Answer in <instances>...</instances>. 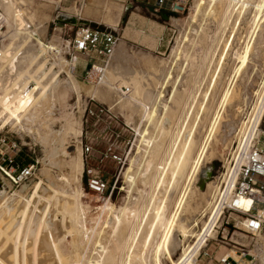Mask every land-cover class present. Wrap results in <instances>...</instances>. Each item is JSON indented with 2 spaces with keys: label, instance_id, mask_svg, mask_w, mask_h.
Listing matches in <instances>:
<instances>
[{
  "label": "rangeland",
  "instance_id": "1",
  "mask_svg": "<svg viewBox=\"0 0 264 264\" xmlns=\"http://www.w3.org/2000/svg\"><path fill=\"white\" fill-rule=\"evenodd\" d=\"M187 1V9L183 14L175 13L168 8L155 13L153 10L155 0H28V5L23 6L30 22L39 25L38 27L43 30L46 29L42 33V42L46 45L51 43L50 45L60 46V49L62 40H69L78 27L63 21L62 15L89 19L92 27L108 28L115 31L119 38L118 47L123 45L122 47H125L124 49L128 54V59L116 74H120L123 70L122 74L125 78L132 77H129L132 84H127L123 80L122 74H120L122 77L118 78L113 76L112 73H106L104 87H97L98 93L95 96L84 91L85 88L93 86L85 82L83 77L78 78L83 89V97L78 104L76 96H73L70 100V105L74 107L75 124L73 131H70L69 135L66 136L64 145L60 146L57 156L59 167L53 170L51 175L58 183L56 184L57 188L62 184L61 180L64 177L70 180L73 177L79 179V182L74 181L72 183V187L74 189L75 187L76 189L83 188L84 194L79 200L88 217L98 212V208L103 206L108 199L111 200L115 208L120 209L127 204L128 200L132 202L138 197L140 202L137 204V216L131 218L132 221L129 226L126 225L127 223L126 226L123 224L117 232V238L123 244L131 238L133 231L138 230V228H140L139 237L142 238L147 232L150 221L157 216L164 217L166 220L173 218L183 192L189 186L184 208L179 212V217L186 223L188 230L205 231L207 226L211 225L209 223H212L213 213L216 214L222 208L221 216L208 234L206 245L201 248L199 255L196 257L197 264H222L219 261L226 256L234 257L239 261L238 264H250V258L241 259L237 251L238 248H241V245L253 249L255 242L257 245L261 243L259 250L257 249L258 246L254 248L257 256V262L254 264H259L260 258L264 256V234L256 239H251V237L235 228L234 224L242 216L236 213L231 214L227 210L224 214L226 203L213 186L216 184L220 187L225 186V176L230 170L238 151L245 145L246 132L250 131L252 126V124L245 126L244 133L242 132L238 136L241 124L249 121L251 117L252 108L257 101L256 92L261 89V82L264 78V12L259 16L256 8L261 0H241L242 11L241 9L234 11V4L231 0H217L214 6L216 7V13L214 11L215 14L212 12V15H209L210 12H208L204 21L202 20L203 16H201L199 21L201 24L196 25L197 28L199 27V34L194 35V41H192L195 46L192 44V48L188 51V55L191 57L187 58L188 62L184 63L183 86L170 100V109L167 113L170 126L167 133L160 134L156 126L150 124L149 121L141 125V115L136 116L134 122L129 123L125 116L126 107H124L128 105V100H123L120 103L123 111L121 118L134 129V136L131 141L133 142V153L125 167L110 162L100 166L111 185L105 197H99L91 192L87 187L86 177L82 178V174H80L83 173V170L79 173L74 172L66 162V160L69 162L74 158L79 159V157L83 162L82 145L80 143L83 120L81 106L85 105L86 97L93 96L108 105H112L115 99L114 84L118 80H122L123 84L131 86L133 88L132 93L135 85H138V88L144 91L156 89L159 86L160 74H162L164 67L170 64V59H172V54L175 52L174 48L177 47L179 37L182 36V31L186 28V30L189 29L191 18L196 13L200 0ZM74 6L80 11L79 13L76 14L70 11L71 7ZM243 9H245V12ZM232 11L233 13L236 12V14H232L233 16L231 15ZM4 31H6V27ZM237 54L242 56L243 59H239ZM65 64L67 66L66 59ZM65 70L68 71L67 67H65ZM127 71L129 72L127 73L128 77L125 74ZM74 77L76 76L74 75ZM172 83L168 88V98H171L172 95ZM227 91L230 93L226 98ZM219 111L221 112L220 123L216 131L212 133L213 123L217 119ZM53 128L55 131L60 130L61 123H56ZM2 131L0 133V165L9 173L11 170L17 169L19 165L20 168L16 172L18 175L25 167L32 164L36 165L32 176L18 183H14L0 168V181L5 185L8 197L14 195L15 192L24 196L23 198L15 197L16 202L21 201V203L19 202L16 216V237L14 236L13 240L15 243L12 241V252L15 250L13 252V264H21L27 257L30 259L33 257L32 262L34 261L33 264H35L38 249H34L39 248V239L35 237L34 240H29V238L35 224L39 223L38 226H43L46 221L47 223L50 221V223L60 225L59 247L68 262H73L76 255L80 258L83 256L81 264H89L88 261L90 260L101 259L98 243L101 241L110 247V238L113 233H105L102 240L99 236L95 237V235L90 238V241L83 234H80L79 237L74 235V222L65 214L63 207L66 201L73 204L70 207H74L75 201L73 198L63 199V197L49 189V177L44 173L45 166L42 161L43 149L35 140L37 137L36 132L33 134L30 132L25 133L13 130L10 127ZM144 131L148 132L149 135H145ZM75 132L81 134L76 136ZM178 133H181V137L174 152H176V156L183 155L185 157L186 169L183 173L177 175L172 197L169 199L170 201L168 200L167 207L158 214L155 209L151 210L152 201L149 203L152 196L158 194L155 185L161 170L159 173L157 172V165L167 159L169 152L173 149L175 137L177 138ZM153 135L156 140L152 147V152H156L153 154L155 164L152 170L143 176L141 175L144 173L142 165L148 156L146 151L149 149L143 141L144 138L149 139ZM186 140H188V144L185 146ZM255 144L264 147V118L249 147ZM241 145L242 147H240ZM202 150H204L202 172L200 176L193 179V182L188 183V181L186 182L189 176L187 174L191 173L194 158H197ZM63 151L67 153H65L66 159H64ZM152 152L150 155H152ZM97 155L96 153V161L93 162L95 165H98ZM10 158L14 160V164H9ZM12 166H14V169L11 168ZM129 171L132 174L131 176L135 178L134 183L130 182L129 179L127 180L126 174ZM117 178L116 188L111 197H108ZM209 183H215V185L207 190ZM145 186L151 192H146L148 195L144 192L143 198L140 192L144 190ZM130 194L132 195L131 200L128 199ZM53 202L54 204H52ZM162 213H165L166 216H163ZM25 214L26 217H24ZM84 217L80 218L82 220H79V226L90 230L92 222L89 218L85 221ZM141 222L142 224H140ZM205 224H207L206 228ZM163 234L164 231L161 229L151 238L145 258L148 264H177L184 249L188 246H195L197 243L196 238L190 237L185 246L181 244L173 253L159 255L156 249L157 245L161 243ZM74 241L78 243L79 248L75 247ZM18 242L21 243V246H17ZM24 242H28V246ZM24 246L30 247V250H28V252H32L31 255L29 254L30 256L28 252H25L27 247ZM20 248L22 249L20 250ZM23 249L25 254H23ZM125 253V250L120 253L118 261L125 257ZM231 264L235 263L231 261Z\"/></svg>",
  "mask_w": 264,
  "mask_h": 264
},
{
  "label": "bare ground",
  "instance_id": "2",
  "mask_svg": "<svg viewBox=\"0 0 264 264\" xmlns=\"http://www.w3.org/2000/svg\"><path fill=\"white\" fill-rule=\"evenodd\" d=\"M27 2L28 0H0V10L5 17V23L2 30V44L0 47V133L7 127L25 133L30 132L31 134H33L36 132L37 137L35 138V140L43 149L42 161L45 166L44 173L49 177V189L56 192V194L63 197V199L73 198L75 201H73L75 203L74 207H70V205L73 204H69L67 201L65 202L63 207V211H65V214L68 215L74 222L75 236L79 237L80 234H83L87 236L88 241H90V238L94 237L95 235V237L99 236L102 240L105 233H113V236H111L110 238V247L107 244L105 245V243H102L101 241H98L99 243L97 242L99 244L98 249L101 252V259L90 260L88 261L89 264H148L146 261L147 259L145 258L149 250V242L153 235L161 229H163L164 234L163 237L161 236V243H157L158 245L156 249L159 255H164L165 253H173L181 244L185 246V243L189 241L190 237H194L197 240L196 245L188 246V248H185L183 254L177 261V264H197L196 257L199 255L201 248L206 245L208 234L210 233V230L214 223L221 216V207L223 206L220 207V210L217 209V212L215 211V209L218 207L216 205L214 211L217 213H213L214 218L212 219V223H209V225H211L207 226V229L205 231L197 230L195 232V229L192 231L188 230L189 228L186 223L179 217V212L184 208L185 201L189 193L188 185V188H185L183 195L178 203L177 210H175L176 214L174 212L175 216H172L173 218L166 220V218L164 217L155 216L156 218L150 221V225L147 227V232L142 238L139 237L138 232L140 228H138V230L136 229L135 231H133V235L131 236V238L127 240L126 243L124 242L125 244H123L121 240L117 238V232L123 224L125 225L127 223L126 225L129 226L132 221L131 218L137 216V204L140 202V199H138V197L132 200V202L128 200L129 202L127 201V204H125V206L121 207L120 209L115 208L111 203V200L108 199L107 201H105V204L103 206L98 208V212L88 217L87 212L84 211L85 209L82 207L79 200L84 194L83 188L79 187L76 189L75 187L74 189L72 187V183L74 181L79 182L78 178L73 177V179L70 180L64 177L61 180L62 184L59 186V188L56 187V184L58 183H56L57 181L54 179L51 173L53 170L59 167L57 156L59 154L60 146L64 145V141L67 138L66 136L69 135L70 131H73V127L75 124L74 107L70 105V100H72L73 96H76L77 104L80 103L83 97V89L80 86L79 80L74 77L71 72L65 70V67L67 66L65 64L64 56L60 55V46L57 47L53 44L50 45L51 43L46 45L42 42V33L45 32L44 30L46 29L43 30L39 28V25L37 26L33 24V22H30V20L27 18V12H25L23 8V6L28 5ZM231 2L232 4H234V11H239L240 9L242 11L241 0H231ZM216 3L217 0L199 1L197 5L198 8H196L197 11L191 18L189 29L186 30V28L182 31V36L179 37L180 39H178L179 42L177 44V47L174 48L175 52L174 54H172L173 56L172 59H170V64L166 65L162 74H160L161 78L159 79V86L156 89L146 91H144L143 89L140 90L138 88V85L134 86V92L131 93V95L126 99L128 100V105L124 106L126 107L125 116L129 123L134 122L135 117L141 115V125H143L146 121H149L150 124H154L156 126L160 134L163 135L168 132V128L170 125L167 120V113L170 109V100L174 98L175 94L179 92L180 87L183 86V77H185L183 76L184 63H186V61L188 62L187 58L191 57L188 55V51L192 48V44L195 46V44L192 42L194 41V35L199 34V27L197 28L196 25L199 23L201 16H203L202 20L204 21V19H206L205 17H207L208 12L211 13H208L209 15H212V12L214 13L216 8L214 6L216 5ZM213 7L214 10L212 11ZM256 8L260 16L264 12V0H261ZM70 11L76 14L80 12L76 6H74L73 8L71 7ZM243 11L245 12V9H243ZM232 14H236V12L233 13L232 11L231 15ZM5 27L6 31H4ZM122 46L120 45L116 50V53L112 58V61L106 72L109 74L112 73L113 76L118 78L120 76L122 77L123 70H121L120 72V74L122 75L118 74L119 76L116 74V72H118V70L123 67L122 65L124 64V62H126V59H128V54L126 53L127 51L124 49L125 47L123 48ZM237 56L239 59H243L242 56L238 54ZM175 72H177V74H175ZM127 73L129 72L127 71L125 74ZM63 74H65V76H63ZM128 76L129 75L127 74L126 77ZM123 77V80L126 81L127 84H132V81L130 80V78L132 77L129 76V80L128 78H125L124 75ZM171 83L173 85V91L171 92L172 95L171 98L169 97V99L167 93ZM261 85V89L256 92L257 101L252 108L249 121H245L241 124V129L238 133V136H240V133L243 132L245 126H247L248 124L249 126L252 124V126L250 131L248 130L246 132L247 135H245V137H247L246 142L244 141L245 145L243 147L242 145L240 146L242 147V149L240 148L235 157V166H231L230 170L225 176V186L220 187L217 184L215 185V183H209L207 185V190L210 189L212 185H215L213 187L215 191L219 192V194L222 196L220 197L222 198L224 203H227L234 193L237 183V170L240 164L243 162L245 153L250 148L249 146L252 144L253 138L259 131V127L264 118V78L262 79ZM84 91L85 93L91 94L93 96L98 93L97 87L94 86L85 88ZM229 93V91L226 92V98L228 97ZM217 115V119L213 123L212 133L216 131L220 123L221 112L219 111ZM58 122L61 123V129L55 131L53 126ZM78 134L81 133L75 132L76 136ZM145 135H149V133L145 132ZM180 137L181 133H178L177 138L175 137L176 140L174 142L173 149L171 152H169L167 159L157 165V172L159 173V171L161 170L160 174H158L159 177L155 185V190L158 191V194L156 193V195H151L152 198L149 196L151 198L149 203H151L152 201L151 210L155 209L158 214L167 207V202L172 197L175 185L174 181L176 177H178L177 175L183 173L186 169L185 157L183 155L176 156V152H174V149L177 146V142ZM154 138L155 137L153 135L149 139L144 138L143 141L149 148L146 151L148 153V156L145 159L144 164L142 165V169L144 168V173H140L143 176L147 175L152 170L155 164V160L153 157L155 151L152 152L153 144L156 141ZM241 142L243 141L241 140ZM187 144L188 140L185 141L184 145L186 146ZM151 152L152 155H150ZM201 152L202 153H200L197 158H194L195 160L193 161L194 164L191 168V173L189 171L190 174H187L189 175L186 180V182L188 181V183L193 182V179H195L197 176H200L202 172V157L204 150H202ZM62 153L65 157L66 152L63 151ZM64 159H66V157ZM66 162L68 165H70L74 172L79 173L80 171L84 170V164L80 157L79 159L74 158L69 162L66 160ZM126 175L127 180L129 179V181L132 183L135 182V178L131 176L132 174H130V171ZM144 190L142 192L139 191L141 193V197L143 196L144 192L146 194V192L150 191H148V187L146 188V186ZM35 195L37 194L35 193ZM8 196L9 195L6 193L5 185L2 183L0 185V264H13V252L15 250L12 252V241L14 240V236L16 233L15 227L17 210L19 209V202L21 203V201L16 202L15 197H24L16 192L14 195L10 197ZM128 199H132L131 194L129 195ZM52 204H54V202ZM162 215L166 216L165 213H162ZM82 216H85V221L90 219V221L92 222L90 230L83 229L79 226V220H82L80 219L82 218ZM24 217H26V214ZM38 224L39 223L35 224L34 229H32V234L29 238V240H34L35 237L39 239V248L34 249H38V253H36L37 257L35 260V264L82 263L83 256L80 258L79 256L74 255L76 259L73 262H68L65 259V255L59 247L61 235L60 225L50 223V221L48 223L46 221L43 226H38ZM140 224H142V222ZM206 225L207 224L204 225L205 228ZM20 234L21 233L19 232V235ZM28 242H24V244L27 245ZM73 243H75V241ZM18 244L17 246H21V243L19 245ZM75 247L79 248L78 243H75ZM29 248L27 247L25 251L26 253L28 252V250H30ZM21 249L22 248H20V250ZM123 250L126 251L124 255L125 257L122 260L118 261L119 255ZM25 252L23 249V254H25ZM31 253L32 252H28V255H31ZM262 257V259L260 258L259 260V264H264V256ZM32 259L27 257L26 259H24L25 261H23V263L33 264L34 261L32 262ZM23 263L21 262V264Z\"/></svg>",
  "mask_w": 264,
  "mask_h": 264
},
{
  "label": "built area",
  "instance_id": "3",
  "mask_svg": "<svg viewBox=\"0 0 264 264\" xmlns=\"http://www.w3.org/2000/svg\"><path fill=\"white\" fill-rule=\"evenodd\" d=\"M187 0H155L153 10L159 13L162 9L183 14L187 9ZM5 17L0 10V47L2 44V30ZM57 30V28H56ZM62 39V38H61ZM119 38L115 31L108 28L78 26L69 40H62L60 55L67 61V69L77 76L83 68V79L94 87H104V77L114 57ZM114 103L108 105L100 99L86 97L82 109V156L84 170L82 178L86 177L87 187L99 197H105L110 188V181L105 177L100 166L110 162L125 167L133 153L132 137L134 129L122 118L123 111L120 103L132 93V87L118 80L114 84ZM85 143V144H84ZM98 165L93 164L96 161ZM6 161V160H4ZM9 164H14L9 159ZM236 160L233 159L232 167ZM9 166V165H8ZM7 166V167H8ZM36 165L25 167L18 175L19 165L10 173L1 165V170L9 176L14 183L22 182L32 176ZM14 169V166L11 167ZM118 178L112 186L108 197H111L116 188ZM225 210L231 214L236 213L242 218L234 224L235 228L251 239L264 234V147L255 144L245 153L243 162L237 170V183L231 199L225 204ZM229 223V222H227ZM259 245L255 242L253 249L241 245L238 248L241 259L250 258L249 263L257 262L255 255ZM238 264L239 261L232 256L223 257L219 263Z\"/></svg>",
  "mask_w": 264,
  "mask_h": 264
},
{
  "label": "water",
  "instance_id": "4",
  "mask_svg": "<svg viewBox=\"0 0 264 264\" xmlns=\"http://www.w3.org/2000/svg\"><path fill=\"white\" fill-rule=\"evenodd\" d=\"M62 20L66 23L72 24L74 26H91L90 22L81 18H78L76 16H61ZM2 182L0 181V185Z\"/></svg>",
  "mask_w": 264,
  "mask_h": 264
},
{
  "label": "crops",
  "instance_id": "5",
  "mask_svg": "<svg viewBox=\"0 0 264 264\" xmlns=\"http://www.w3.org/2000/svg\"><path fill=\"white\" fill-rule=\"evenodd\" d=\"M81 19H83V18H81ZM84 20L90 21L89 19H84ZM76 77H77V79L80 77H83V68L79 69Z\"/></svg>",
  "mask_w": 264,
  "mask_h": 264
}]
</instances>
